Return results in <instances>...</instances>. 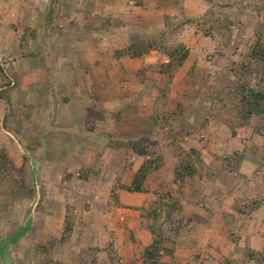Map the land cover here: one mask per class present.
Wrapping results in <instances>:
<instances>
[{
    "label": "rangeland",
    "instance_id": "obj_1",
    "mask_svg": "<svg viewBox=\"0 0 264 264\" xmlns=\"http://www.w3.org/2000/svg\"><path fill=\"white\" fill-rule=\"evenodd\" d=\"M150 40L189 57L118 56ZM257 43L264 0H0V264H146L160 233L166 264H264ZM92 130L131 143L97 167ZM143 154L148 204L121 203Z\"/></svg>",
    "mask_w": 264,
    "mask_h": 264
},
{
    "label": "trees",
    "instance_id": "obj_2",
    "mask_svg": "<svg viewBox=\"0 0 264 264\" xmlns=\"http://www.w3.org/2000/svg\"><path fill=\"white\" fill-rule=\"evenodd\" d=\"M154 49L164 51L165 53L168 54L169 61L165 64L167 69L181 67L185 63V61L187 60L190 54L189 49L185 48L184 46L181 47L180 49H169L162 44H158L157 42L150 40L148 42H144V44L142 43L133 44L132 43L127 48L122 49L119 52L118 56H122V57L128 56L131 58H142L146 56L147 54H149ZM253 51L256 56L260 55V57H262L261 61L264 62V45H262L261 43H257V48L254 49ZM255 96H256L255 99L258 101L257 104L259 105V107L255 108L252 104L251 105L249 104L251 108H248V110H245L247 111L248 114H251L253 112L260 113L263 111V109L261 108L262 106H260V103H259V100L262 98L263 93L255 94ZM143 155H145L146 158L144 162L142 163V165L140 166V168L138 169V171L135 173L132 184L129 186L122 185L123 189L130 191V192L143 191L144 190L143 184L145 183L148 175L152 171L160 168L161 162H159L157 158H152V156H150L149 154H143ZM0 160L3 162L2 164L0 163L2 165L0 166V169H1V167H5L8 162L5 156L4 157L0 156ZM183 168H185L184 170L186 171L185 177L192 176L195 172V168H193V166H190L189 164H186V166ZM88 176L89 175L87 174L86 175L82 174V177L85 179H87ZM177 176L181 178L182 175L178 172ZM67 177L69 178V176ZM171 208H174V206ZM155 209L149 210V214L156 215L158 211ZM169 213H171V210ZM67 218H68L67 229L70 230L72 229L71 226L69 225L70 216H68ZM55 239L56 238H54V240ZM164 240H165L164 234L160 233L159 235H156V238L153 240V242L149 246H146L144 250V254H143V256L145 257L146 264H166L162 261V256H163L162 250H165V248L163 247Z\"/></svg>",
    "mask_w": 264,
    "mask_h": 264
},
{
    "label": "crops",
    "instance_id": "obj_3",
    "mask_svg": "<svg viewBox=\"0 0 264 264\" xmlns=\"http://www.w3.org/2000/svg\"><path fill=\"white\" fill-rule=\"evenodd\" d=\"M77 65V64H76ZM75 65V66H76ZM80 65H83V63L82 64H80ZM140 91V90H139ZM122 94V96H128V95H132V94H126V95H124L123 93H121ZM97 125H99V124H97ZM93 128H98L97 126H94ZM99 129V128H98ZM98 133H100V134H96L95 133V130L93 131L92 130V134H93V138L95 139V140H97V138L98 139H102V141H101V143H104V144H108L109 143V145L107 146V148L105 147V149H104V151H103V153L101 154V155H99V157L97 158V160L99 161H101V162H99L98 163V161H96V163H97V167H100V166H103L101 163H103L104 161H106L105 159H107V158H112V156H116V153L115 154H113L111 151H113V152H118V150L121 152V151H124V150H121L122 148L121 147H114L113 145L114 144H122L123 146H128L131 142H128V140L130 139L129 137H127V136H123V135H121V136H119V134L118 135H116V133L115 132H111V131H108V132H98ZM135 136H137L136 135V133L134 134ZM132 138H134L133 136H132ZM98 141V140H97ZM95 149V151H97V148H94ZM82 154V156H83V158H81L82 159V162L83 161H87V159H86V155L85 154H83V153H81ZM103 156V157H102ZM137 157V156H136ZM138 159H144L143 158V156H141V155H139L138 157H137ZM138 159H136V158H134L133 157V161L129 164V166H131V170L133 169H136V168H140V166L142 165V163L144 162V160L140 163V164H138ZM72 171V170H71ZM138 171V170H137ZM74 172V171H73ZM67 176H70V174H66V180L68 181V177ZM91 177V176H90ZM92 177L96 180V178L98 177V175H92ZM70 179V178H69ZM67 183V182H66ZM123 190V192L122 191H120L121 192V195L119 194V198L121 197V203H126V204H129V205H141V206H145L146 204H148V202L146 201V197L147 196H143V195H145L146 193H143L141 196L139 195V193H132V192H130V191H127V190H125V189H122ZM127 197V199H128V201H130V202H123V200L122 199H124V198H126ZM133 201V202H132ZM140 206V207H141ZM144 228H141V230L140 229H137V231L135 230V232H141L140 234H139V236H141V234L142 233H145L146 234V232L148 231V229L147 230H143ZM130 231H129V235H130ZM144 234V235H145ZM147 234H148V232H147ZM146 234V235H147ZM151 234V233H150ZM150 234H149V239L151 238L152 239V237L150 236ZM119 236V235H118ZM117 236V237H118ZM138 236V237H139ZM129 237V236H128ZM114 239H116L117 240V242L119 241V242H121L120 241V239H119V237L118 238H116V235H115V237H114ZM142 240H144L145 241V243L143 242V241H141L142 243L140 244L141 246H149L150 244L146 241V239H145V237L144 238H142ZM132 243V242H131ZM133 245L135 246L136 245V248H137V246L139 247L140 245H138V243L137 242H133L129 247H127L128 245H122V246H119L120 248L118 249L119 250V254H125L126 253V250L127 249H133L134 247H133ZM252 247H255V245L253 246L252 245ZM146 248V247H145ZM136 250V249H135ZM138 262V261H137ZM125 263H127V258H126V261H125ZM118 264H119V262H118Z\"/></svg>",
    "mask_w": 264,
    "mask_h": 264
}]
</instances>
